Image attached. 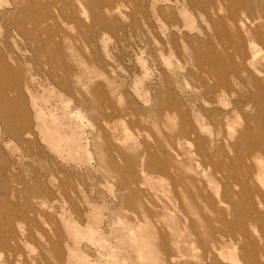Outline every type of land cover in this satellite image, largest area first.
<instances>
[{"label":"rangeland","instance_id":"1","mask_svg":"<svg viewBox=\"0 0 264 264\" xmlns=\"http://www.w3.org/2000/svg\"><path fill=\"white\" fill-rule=\"evenodd\" d=\"M0 101V264L255 256L222 200L264 128V0H0Z\"/></svg>","mask_w":264,"mask_h":264},{"label":"bare ground","instance_id":"2","mask_svg":"<svg viewBox=\"0 0 264 264\" xmlns=\"http://www.w3.org/2000/svg\"><path fill=\"white\" fill-rule=\"evenodd\" d=\"M7 71L9 70L7 69ZM9 74H11V72ZM2 113L3 111L0 109V119L8 121L5 116H2ZM14 113L16 114V112ZM215 124L217 126L218 135L220 138H223L226 135L233 136L235 130L231 126H227V129L224 130L223 121H219ZM260 130H262V133L258 135V133L244 128L240 133L239 140L231 146V149L234 152V157L227 159L229 167H232V165L236 162L240 165V169L242 170L241 176L243 178H235L233 180L234 185L227 183L224 188V197L222 201L224 202V204L230 207V211H228V213L225 215L227 218L231 216L235 217L239 221H243V223L238 224V228L242 233L240 235H243V237L245 235V237L248 238L247 244L250 245L253 249V252H255V256L247 254V256H245V259L243 260V264H263L264 258V252L259 247V240L264 239V192L259 188L261 187L264 190V172L261 173L259 171L257 173L255 165L256 163L264 164V128H261ZM194 154L200 156L201 150L199 148H196ZM209 161L210 163H212V165H215L217 162L216 158L214 157H211ZM224 171L225 170L223 168L216 169L211 173V175L212 177L216 178V173L222 175ZM247 223H250L251 225L249 226ZM249 227H253L254 229L258 228V232L259 230H261L259 233V238L252 239V237L249 236ZM222 244L223 243L220 242H214L211 248L205 249L204 258L214 256V250L219 251L222 248L221 246H223ZM246 245H244V247Z\"/></svg>","mask_w":264,"mask_h":264}]
</instances>
